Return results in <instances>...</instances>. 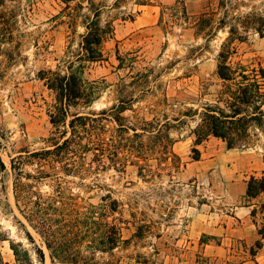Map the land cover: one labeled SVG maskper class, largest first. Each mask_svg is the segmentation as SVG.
Masks as SVG:
<instances>
[{"label": "rangeland", "instance_id": "obj_1", "mask_svg": "<svg viewBox=\"0 0 264 264\" xmlns=\"http://www.w3.org/2000/svg\"><path fill=\"white\" fill-rule=\"evenodd\" d=\"M117 1L0 0L4 262L16 264L13 244L31 264H41L38 249L51 264L36 230L41 207L74 239L65 249L79 252V264H264V194L246 196L250 177L264 172V121L229 149L213 135L196 144L201 120L192 116L207 105L225 108L223 93L237 88L218 76L231 37L230 23L221 22L264 17V0ZM95 10L112 33L101 61L80 62ZM239 28L242 39L229 44L227 65L253 78L264 70V36ZM50 70L81 71L92 101L60 102L47 85ZM68 139V150L55 149ZM12 160L22 163V176ZM20 182L24 187L15 188ZM249 204L257 214L245 218L241 208ZM92 219L119 229L114 250L93 244L100 228ZM245 224L252 239L227 235ZM258 241L263 247L252 256Z\"/></svg>", "mask_w": 264, "mask_h": 264}, {"label": "trees", "instance_id": "obj_2", "mask_svg": "<svg viewBox=\"0 0 264 264\" xmlns=\"http://www.w3.org/2000/svg\"><path fill=\"white\" fill-rule=\"evenodd\" d=\"M66 3H72L76 0H63ZM116 4H119V0ZM140 5H145V0L140 1ZM94 20L90 21L85 25L86 34L83 36L81 43V48L84 51L83 58H80V62H98L103 59L101 47L106 41L107 37L112 33L110 28H102L100 25V13L98 10L93 11ZM203 22H208V20L203 19ZM225 19L221 22L222 27L225 28L230 23L231 37L229 38V43L224 46L223 52L220 54L222 59V64L218 66V76L221 80L225 82L234 83L236 89L233 90L231 86L227 87L226 95L223 100L225 108L220 106H205L202 112L197 110L192 113V116H200V124L196 127L194 134L196 136V144L203 142L208 136L213 135L216 138L222 139L227 142L229 149L237 147L242 141L249 137V129L254 124L258 127L262 126L264 121V70L261 69L259 73L254 74L253 78L249 75L244 74V72H237L231 66L227 65V56L230 55L229 45L232 40H241L240 28L245 30L253 29L260 36H264V17L261 14L249 13L244 16H233L232 18ZM84 66H80L79 69L82 70ZM73 66L70 67L72 69ZM81 72V71H80ZM80 72L72 71L70 74L61 75L53 71H48L46 73L47 85L50 89L57 93L60 102H67L68 104H77L79 101H84L85 104H89L93 99L92 92H89L85 86L83 79L80 77ZM256 73V72H255ZM240 78V80H237ZM251 110L253 112H251ZM124 111V110H122ZM82 120V118H78ZM120 117L116 118L118 122ZM74 120L71 124L73 125ZM86 126V124H85ZM137 135V134H135ZM73 140H65L62 145L57 144V149L65 148L67 149ZM85 147V146H84ZM83 147V149H84ZM106 148V147H105ZM103 146L102 151H106ZM68 150V149H67ZM195 155L193 159L195 161L200 160V153L198 150L194 149ZM44 154H50L49 151ZM39 155L38 153L34 156ZM22 163L16 164V161L12 160L11 168L13 172L18 171V175L22 176V171L20 166ZM18 169V170H17ZM0 171L5 172L6 166L0 157ZM40 175V174H39ZM41 175H47L41 172ZM30 177V176H29ZM38 181L47 176L33 177ZM19 181V180H18ZM17 186L24 187L20 184H15ZM264 194V172L261 176H251L247 183L246 196L248 199H257L260 195ZM18 200V199H17ZM264 211V204L262 206ZM55 211L59 212V208H55ZM257 214V210L253 209L251 215L254 217ZM56 221V220H55ZM92 226H99L100 233L94 237V243L99 247L102 252H107V250H114L120 242L119 229L116 225L110 226L107 222H97L96 220H91ZM55 223L53 219L49 218L46 210L40 207L37 212V226L36 230L42 236L46 247L49 251V257L51 264H79L77 261L79 252L71 251L65 249V244L68 241L74 240L69 238L68 235H62L58 232L59 228L54 227ZM66 225V224H65ZM97 226V227H98ZM259 234L264 240V229L259 231ZM263 244L261 241L256 243V249H251V255L256 256L258 250L262 249ZM11 249L14 253L16 264H31L29 256L27 253L20 251L17 247L11 244ZM38 255L41 264H45V255L41 249H38ZM0 264H9L4 262L1 252H0Z\"/></svg>", "mask_w": 264, "mask_h": 264}, {"label": "crops", "instance_id": "obj_3", "mask_svg": "<svg viewBox=\"0 0 264 264\" xmlns=\"http://www.w3.org/2000/svg\"><path fill=\"white\" fill-rule=\"evenodd\" d=\"M253 200H256V199H253ZM251 203V202H250ZM253 207H254V205H248V206H246L245 208H241L242 210H245L246 212H243L244 213V217L246 218V217H248L250 214H251V212H252V210H253ZM237 215V214H236ZM237 217V216H236ZM244 224V223H243ZM244 227L242 228V230L241 229H239V230H231L227 235H229V236H231V237H238V238H240V239H244V238H246V239H252L253 238V235H252V230H251V228L250 227H247L246 228V226H249L248 224H245V225H243ZM245 229V230H244ZM224 230H227L228 231V229H224ZM243 230L245 231V233L247 234H244V232H243ZM244 234V235H243ZM218 235H222V236H225V235H223V234H218ZM225 239H223V241H224ZM221 245H223L222 243H221ZM221 245H219V247L221 246Z\"/></svg>", "mask_w": 264, "mask_h": 264}]
</instances>
